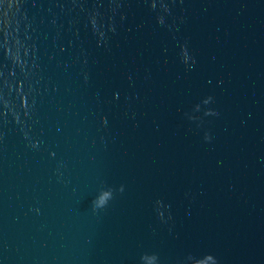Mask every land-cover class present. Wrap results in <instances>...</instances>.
<instances>
[{
	"label": "water",
	"instance_id": "95a60500",
	"mask_svg": "<svg viewBox=\"0 0 264 264\" xmlns=\"http://www.w3.org/2000/svg\"><path fill=\"white\" fill-rule=\"evenodd\" d=\"M0 264H264V0H0Z\"/></svg>",
	"mask_w": 264,
	"mask_h": 264
}]
</instances>
